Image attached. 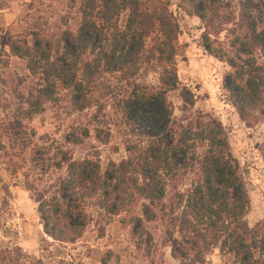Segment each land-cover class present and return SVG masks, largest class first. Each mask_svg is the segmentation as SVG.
Segmentation results:
<instances>
[{"label": "trees", "instance_id": "1", "mask_svg": "<svg viewBox=\"0 0 264 264\" xmlns=\"http://www.w3.org/2000/svg\"><path fill=\"white\" fill-rule=\"evenodd\" d=\"M180 6L199 20L204 53L229 68L226 98L240 120L264 118V0H180ZM62 9L52 29L36 25L9 42L25 75L2 80L15 110L3 121L0 148L3 135L16 143L13 131L48 106L63 104L69 114L94 110L91 122H97L109 98L126 157L103 172L94 156L73 160L70 150H60L55 163L65 172L57 192L35 193L44 233L75 243L87 228L88 202L98 199L134 225L158 212L180 264H205L215 250L227 264H264V221L249 226L244 220L249 202L227 132L195 108L199 97L177 78L182 31L168 0H62ZM223 31L226 40L219 42ZM171 93L181 101L180 116ZM107 124L92 130L103 145L111 137ZM89 133L88 126L70 131L63 143L82 146ZM140 202L142 217L132 213ZM13 255L1 252L0 260L14 264Z\"/></svg>", "mask_w": 264, "mask_h": 264}, {"label": "rangeland", "instance_id": "2", "mask_svg": "<svg viewBox=\"0 0 264 264\" xmlns=\"http://www.w3.org/2000/svg\"><path fill=\"white\" fill-rule=\"evenodd\" d=\"M168 2L182 31L178 38L177 78L199 97L195 108L220 121L225 128L229 151L239 164L249 202L244 220L253 226L264 221V161L260 151L264 147V118L248 122L240 120L226 98L224 80L229 68L205 54L200 47L203 29L199 20L185 14L180 0ZM59 12L64 14L62 0H0V133L3 121H7L15 110L9 86L2 80L10 73L25 75L23 64L10 56L9 42L24 36L36 25L52 29ZM225 34L223 31L218 36L219 42H225ZM110 81L111 85L115 83L114 79ZM170 100L174 115L180 116L181 101L177 94L171 93ZM113 104L109 98L102 101L101 108H105L97 122H91L94 110L69 114L63 104L51 105L13 131L18 138L16 143L3 135L0 148V253L14 254V264H180L166 241L167 225L158 212L156 214L157 210V218L134 225L128 214L111 215L95 199L86 206L88 224L81 239L75 243H61L44 233L35 193L50 197L57 192L58 179L65 172L56 164L61 158L60 150H70L73 160L94 156L103 172L126 157L122 131L112 122L115 120ZM103 123H108L111 133L105 145L97 142L92 133L94 125ZM86 126L90 135L85 144L67 146L63 143L70 131ZM21 139L28 141L22 144ZM170 198L164 201L168 206ZM140 206L141 202L134 205L132 213L142 217ZM0 264L5 263L0 260ZM205 264L227 262L215 250L206 257Z\"/></svg>", "mask_w": 264, "mask_h": 264}]
</instances>
